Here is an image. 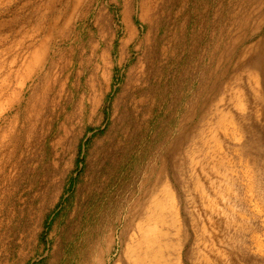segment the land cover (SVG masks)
<instances>
[{
  "label": "rangeland",
  "instance_id": "rangeland-1",
  "mask_svg": "<svg viewBox=\"0 0 264 264\" xmlns=\"http://www.w3.org/2000/svg\"><path fill=\"white\" fill-rule=\"evenodd\" d=\"M261 56L264 0H0V264H126L161 172L183 264H264Z\"/></svg>",
  "mask_w": 264,
  "mask_h": 264
},
{
  "label": "bare ground",
  "instance_id": "bare-ground-1",
  "mask_svg": "<svg viewBox=\"0 0 264 264\" xmlns=\"http://www.w3.org/2000/svg\"><path fill=\"white\" fill-rule=\"evenodd\" d=\"M253 64L264 67L262 56ZM191 172V176H192ZM177 182V178L174 175ZM151 188L143 189L141 196L131 207L121 233L122 241L127 242L125 250L126 264H183L180 254L183 240L186 238L183 223L178 213V202L173 192L161 180ZM193 189L198 192L201 204L207 202L213 205V200L202 191L200 183L196 182ZM205 209L209 215V221L214 222L213 208ZM205 234V230L203 229ZM106 241L110 240L107 234ZM196 244L198 239L195 238ZM200 240V239H199ZM195 256L198 252L195 250ZM94 258L88 260V264H101L102 248L96 249Z\"/></svg>",
  "mask_w": 264,
  "mask_h": 264
}]
</instances>
